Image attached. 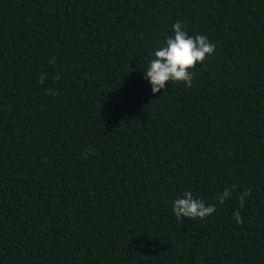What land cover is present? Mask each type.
I'll list each match as a JSON object with an SVG mask.
<instances>
[{"label":"trees","instance_id":"16d2710c","mask_svg":"<svg viewBox=\"0 0 264 264\" xmlns=\"http://www.w3.org/2000/svg\"><path fill=\"white\" fill-rule=\"evenodd\" d=\"M177 20L215 53L154 95ZM0 264H264V0H0Z\"/></svg>","mask_w":264,"mask_h":264},{"label":"clouds","instance_id":"9594fccd","mask_svg":"<svg viewBox=\"0 0 264 264\" xmlns=\"http://www.w3.org/2000/svg\"><path fill=\"white\" fill-rule=\"evenodd\" d=\"M216 45L201 34L189 35L184 24L177 20L172 25V35L154 50L152 58L144 71V79L150 82L152 93L155 95L162 90L166 91V85L183 83L188 88L193 87L194 70L198 64H203L209 56L214 55ZM55 79H60L57 73ZM40 83H43V75ZM48 94H55L49 92ZM95 154L93 150H88ZM87 158V155H85ZM236 185H230L217 194V202L223 205L232 193ZM251 196V190L246 189L239 194L240 209L245 206V198ZM173 214L177 219L189 218L201 220L211 217L216 212V205L207 204L203 198H197L192 191L185 189L181 196L173 202ZM234 218L238 225H242L244 218L240 211L234 212Z\"/></svg>","mask_w":264,"mask_h":264}]
</instances>
